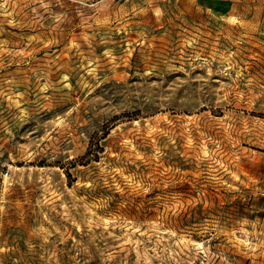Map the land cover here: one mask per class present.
<instances>
[{"label": "rangeland", "instance_id": "obj_1", "mask_svg": "<svg viewBox=\"0 0 264 264\" xmlns=\"http://www.w3.org/2000/svg\"><path fill=\"white\" fill-rule=\"evenodd\" d=\"M0 264H264V0H0Z\"/></svg>", "mask_w": 264, "mask_h": 264}]
</instances>
